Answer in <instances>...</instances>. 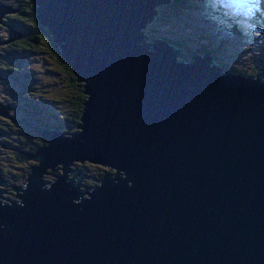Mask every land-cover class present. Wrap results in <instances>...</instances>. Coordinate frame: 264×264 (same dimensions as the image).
<instances>
[{"label": "water", "instance_id": "1", "mask_svg": "<svg viewBox=\"0 0 264 264\" xmlns=\"http://www.w3.org/2000/svg\"><path fill=\"white\" fill-rule=\"evenodd\" d=\"M32 1L86 98L77 131L18 150L39 164L0 188V264H264V78L147 42L172 0ZM86 162L110 171L84 192Z\"/></svg>", "mask_w": 264, "mask_h": 264}, {"label": "trees", "instance_id": "2", "mask_svg": "<svg viewBox=\"0 0 264 264\" xmlns=\"http://www.w3.org/2000/svg\"><path fill=\"white\" fill-rule=\"evenodd\" d=\"M7 6L10 7V10L13 13L8 14L7 16L16 17L11 18L12 22L10 19V24H12L9 26L10 35H7L8 46L0 49V68L2 69L1 71L5 77V81L10 83V86L4 94L6 96L0 92V99H3L5 103L10 104L9 106L14 110V114H19L16 115L19 122L13 121L10 117L4 119L2 118H6L4 115L2 117L0 115V120H3V123L5 122L4 124L10 127L19 126L20 131H29L31 138H33H30L31 140L24 139L19 137L20 131L15 130L13 127L11 129L8 128L4 133L8 139H11L9 141L13 142V144L11 145L4 141L3 148L0 149V154L7 151L10 152V150H12V152L15 151L14 159L17 163H20L17 159L16 148H23L25 146L31 150L30 152H35L38 147L45 144V140L42 138L41 134L34 130L37 126H44L51 130L64 131L67 133L78 130L77 125L81 121L84 106L83 102L86 95L83 91L84 88L82 82L78 81L72 68L61 57L59 45L54 42L48 29L36 18V7L34 2L32 0H0V12L2 7ZM196 7H198L197 0H194V3L189 0H172L170 4L159 7V13L152 24H164L169 26L163 33H160L159 30L156 29L152 30L155 31V33H153L148 32L150 28L148 25L143 32L145 39L153 40L156 35L158 38L165 39L168 44L182 49L184 55L179 58L180 61L191 60L190 58H194V54L205 53L211 49L214 56H216V60H213L214 64L216 67L223 69L225 66L220 60L218 53L220 51L222 52L226 46L220 43L214 36L212 29L204 33L205 40H200L199 43H196L195 49L189 48L186 45L185 39H175L173 36V30L176 28V25L185 22V18H187L186 11L190 12L191 9H195ZM1 24L2 23L0 22V25ZM240 46L242 47L241 53L243 62L246 64L248 61L245 62V58L249 60L250 56H254V50L252 49V44L246 41L242 42ZM37 51L46 52L50 63L52 62L51 68L59 69L57 71L58 77L54 80V83H50L51 86L48 88V92L43 91L46 86L35 84V80L39 79L37 70H34L33 68L28 70L24 67L28 62L27 59L29 54L41 53ZM236 67L237 68L234 70L239 71L241 69L242 73H244V76L247 78H254L256 75L263 74L261 70L254 71L252 68L245 69L243 65ZM45 77H47V73ZM262 78H264V74L262 75ZM46 93L51 95V99L44 101L46 104H42L41 107L43 109V114L37 115L36 113L30 112L28 108L33 107L31 104L32 101L34 102L32 98L34 97L33 95L40 94L42 96V94ZM3 106L4 105H2L0 109ZM1 129L2 128L0 127V131H3ZM34 138H36V141H34ZM29 142H32L34 146L31 147ZM94 164L86 162L76 163L73 166L79 169L80 172H99L95 173L94 176L89 174V179L86 181V183L89 184L86 188H91V186L97 185L99 179L107 173L105 166ZM17 173H15V175ZM20 173L25 175L26 172H23L22 169V172ZM17 175L19 179L23 178L22 175Z\"/></svg>", "mask_w": 264, "mask_h": 264}, {"label": "rangeland", "instance_id": "3", "mask_svg": "<svg viewBox=\"0 0 264 264\" xmlns=\"http://www.w3.org/2000/svg\"><path fill=\"white\" fill-rule=\"evenodd\" d=\"M189 1L191 2L194 0H189ZM192 3H194V2H192ZM8 14H13V13H7V15ZM187 17L188 18H185V22L178 23V25H176V28H174L173 36L175 39H185L186 45L189 48L195 49L196 43H199L200 40L201 41L205 40L204 33L206 31H209L210 29H212V33L214 34V36L219 40L220 43H222L226 46V48H224L221 53L220 52L218 53L220 60L222 62L228 63L230 66H234V67L243 65L245 69L246 68H252L254 71L255 70H261L264 74V25H261L260 33H255V31H254V34L247 37V38L242 37L240 35V33L238 34L235 31L230 38H228V37H222L221 38V36L213 30V27H211L210 24H208L206 21H204L202 19V17L200 16L199 10H193L190 14L187 15ZM154 20L147 24V26L148 25L150 26L148 32L155 33V31H152V30L156 29V30H159L160 33H163L165 31V29L168 28V26H169V25H164V24H162V25L152 24L154 22ZM9 28L10 27H6L7 30H9ZM206 29H208V30H206ZM144 30L145 29H143V32H144ZM8 34H9V31L6 32L4 29H2L0 27V35H1V37L4 36V37H2L1 40L8 41L7 40ZM154 37H157V36L155 35ZM245 39L249 40L247 42L252 44V49L255 52V56H250L249 60H247L245 58V62L248 61L246 64H244V62H243V57H242V53H241L242 47L239 45V42H241ZM147 41L151 42V39L150 40L147 39ZM6 46H8V43L0 45V49L5 48ZM37 52H41V51H37ZM0 53H1V50H0ZM47 55L48 54L46 52L31 53V54H29V57L27 59L28 60L27 64L24 65V67H26L28 70H31V68H33L34 70H37V73L39 74V79L35 80V84H41L42 86H46V88L43 89L44 92H48V88L51 86L50 83H54V80L57 79V77H58L57 71L59 70V69L57 70V69L51 68L52 62L50 63L49 57ZM44 58H45V60H44ZM215 59H216V56H215ZM248 66H250V67H248ZM1 70L2 69L0 68V77H2V78H0V92H2L4 95L6 93L8 87L10 86V83L5 81V77L2 74ZM46 73H47V77H45ZM40 76H42V77H40ZM43 81H44V83H43ZM4 96H6V95H4ZM33 96L34 97H32V98H33L34 102L33 101L31 102L33 107H29L28 109L30 110V112L36 113L37 115H39V114L42 115L43 109L41 106H42V104H46L44 101L51 99V97H50L51 95L46 93V94H42V96L40 94H36ZM0 103L4 106L10 105L9 103H5L3 101V99H0ZM9 113L12 114L11 117L18 119V117L16 115H19V114H14L13 109L9 110ZM2 116L3 115H1V117ZM2 118L7 119L8 117H6V118L2 117ZM13 121H15V120H13ZM16 122H18V121H16ZM0 123H1L0 127L2 128L1 130H3V131H0V133H2V135L0 136V142L3 143L4 141H6L7 143L12 145L13 142L9 141L11 139L10 138L8 139L5 136L4 131L7 130L8 128L11 129L12 127L15 130L20 131L19 126L18 127H16V126L10 127L8 125H5L4 124L5 122L3 123V120H0ZM19 137H22L24 139H30L31 138L29 131H20ZM34 141H36V138H34ZM29 144L31 147L34 146L32 142H29ZM2 148L3 147L0 143V149H2ZM19 149H22L25 151H31L30 149H28V147H25V146L23 148H19ZM14 152L15 151L12 152V150H10V152L7 151L5 153L0 154V172L2 171L7 178L12 179V177H13L12 174H15L17 172H22V169H23V172H29L31 165L39 164V162L34 160V159H28L27 161L17 163L14 159V156H15ZM16 152L20 153L18 150H16ZM18 155L19 154H17V156ZM19 156H21V154ZM92 164H94V163H92ZM21 165H22V168H21ZM94 165H97V164L95 163ZM58 166H59V172H56L55 174L63 172V169H61V168H63V166L61 164H59ZM58 166H56L55 168H57ZM72 168L75 169V167H72ZM105 168H106L107 172L110 171V169L108 167H105ZM91 173L95 174V173H99V172H91ZM68 176L69 177L73 176V172H68ZM44 179L46 181H51V180L55 179V176L45 173ZM88 179H89V176H88V178H85L84 181H82V184L88 185L89 183H86V181ZM93 184H91V185H93ZM5 185H0V188L7 189V191H8V193H3V194L5 196L11 197L13 199L14 194L17 193V191L15 192L14 190L10 189V187L8 185L7 186H5ZM81 190L86 192V187H81ZM86 196H88V195L86 194ZM16 198H18V197H16ZM12 199H10V200H12Z\"/></svg>", "mask_w": 264, "mask_h": 264}, {"label": "clouds", "instance_id": "4", "mask_svg": "<svg viewBox=\"0 0 264 264\" xmlns=\"http://www.w3.org/2000/svg\"><path fill=\"white\" fill-rule=\"evenodd\" d=\"M199 13L220 36L230 38L235 31L247 38L264 25V0H199Z\"/></svg>", "mask_w": 264, "mask_h": 264}, {"label": "flooded vegetation", "instance_id": "5", "mask_svg": "<svg viewBox=\"0 0 264 264\" xmlns=\"http://www.w3.org/2000/svg\"><path fill=\"white\" fill-rule=\"evenodd\" d=\"M16 16H7V14H5L4 15V18L3 17H1V20H0V22H2V24L0 25V27L2 28V29H4L6 32H8L9 30H7L6 29V27H9V24H10V19L11 18H15ZM11 22H12V19H11ZM12 24V23H11ZM10 24V25H11ZM9 33H10V31H9ZM10 34H8V36H9ZM2 37H4V36H2ZM2 37H1V35H0V39H2ZM17 150H19V148H16ZM1 173V175H2V180H4L5 181V183H6V185L5 186H9L10 187V189H12V190H14L15 192H16V188L17 187H20L22 184H23V181H24V178L27 176V173L28 172H26L25 173V175H22V173H20V172H18L17 174H19V175H22V177L23 178H21V179H19L18 178V175L16 174H12V179H10V178H7L5 175H4V173L1 171L0 172ZM85 173H87L88 174V176H90L89 174H92L93 176H94V174L93 173H91V172H85ZM25 176V177H24ZM17 178H18V180H17ZM88 178V177H87ZM81 184H82V182H81ZM85 185V187L87 186V184H84ZM92 187V186H91ZM87 189H89V188H86V191H87ZM6 191V190H5ZM15 195H16V193L14 194V197H15ZM3 196H4V198H1L2 199V201L3 202H7V201H9L8 199H12L11 197H8V196H5L4 194H3ZM7 200V201H6Z\"/></svg>", "mask_w": 264, "mask_h": 264}, {"label": "bare ground", "instance_id": "6", "mask_svg": "<svg viewBox=\"0 0 264 264\" xmlns=\"http://www.w3.org/2000/svg\"><path fill=\"white\" fill-rule=\"evenodd\" d=\"M15 114H16V113H15ZM93 163H94V162H93ZM95 163H96V162H95ZM96 164H97V163H96ZM58 165H59V164H58ZM61 165L63 166V164H61ZM63 168H64V166H63ZM48 169H49V168H48ZM48 169H47V172H49V173H51V172H52V173L59 172V168H58V167L55 168V169H58L57 171H54V170L52 171L53 168H50L49 170H48ZM71 172H73V174H74V171H73L72 169H71ZM59 174H60V175H63V174H64V170H63L62 173H58V174H56V175L58 176ZM49 175H51V174H49ZM53 178H54V177H53ZM55 178H56V176H55ZM68 178L71 179V177H68ZM16 194H17V193H16ZM2 196H3V194H2Z\"/></svg>", "mask_w": 264, "mask_h": 264}]
</instances>
